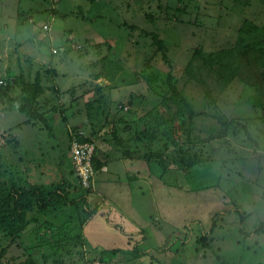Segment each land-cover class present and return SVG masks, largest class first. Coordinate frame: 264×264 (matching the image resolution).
<instances>
[{
    "label": "rangeland",
    "instance_id": "rangeland-1",
    "mask_svg": "<svg viewBox=\"0 0 264 264\" xmlns=\"http://www.w3.org/2000/svg\"><path fill=\"white\" fill-rule=\"evenodd\" d=\"M169 72L184 105L173 100ZM20 74L40 76L32 108L50 133L18 108ZM124 118L159 132L160 153L173 156L179 175L176 215L195 219L169 223L144 186L132 203L151 223L138 231L145 244L121 234L131 222L112 212L115 242L59 253L50 215L32 208L18 232L0 229V264H264V0H0V194L14 181L63 179L78 196L69 128L94 145L101 128ZM152 165L154 186L167 174ZM88 201L104 203L93 194ZM100 214L104 222L84 226L91 241L106 225L107 211ZM113 246L120 252H101ZM134 247L146 255L121 252Z\"/></svg>",
    "mask_w": 264,
    "mask_h": 264
},
{
    "label": "crops",
    "instance_id": "crops-1",
    "mask_svg": "<svg viewBox=\"0 0 264 264\" xmlns=\"http://www.w3.org/2000/svg\"><path fill=\"white\" fill-rule=\"evenodd\" d=\"M93 113V112H92ZM121 113V112H120ZM94 115L90 117V119H94ZM124 122L120 123H114L110 129V131H105L103 128L100 129V131H104L100 136L98 135L94 139V158L100 163L99 168L95 170L94 175V184H93V196L97 199L100 198L104 203L100 202L99 207L96 209L95 213L90 217L93 218H99L104 222L103 217H101L100 213H105L107 211L106 216V225H103L102 228H99L98 233H96L95 238L91 239L87 237V240L90 244V246L94 249L99 247L98 245L101 244V242H115L119 238L118 231H115L114 225L116 223V219H120L121 223L122 221L129 220L131 223H129L126 227H124V231L122 229L120 230V233L123 235L129 234V241H136L138 239V231L148 233L149 225L151 224L149 220L146 219L145 214L141 211V208L136 207L132 203V197L133 195H136L137 198L140 200L142 199L143 195V189L144 186L147 187V189H151V193H155L156 199L154 201V205L157 202L161 203V208L163 209L164 218L168 221L170 219L169 223H172L173 220H178L182 218H188L193 219L194 217L190 218L188 217L190 214L188 213H180L178 216L176 215L177 210L176 207L181 206L177 205L178 197L174 192L177 190L175 186L171 187L168 185H165L164 180H174L177 183L179 182V175L175 171L177 169L174 168L175 165H173L171 162H173L172 155H162L160 152L161 149V142L158 139V131H155V128L152 131V137L150 138L148 146L150 147V156L148 158L153 157V161L150 163H147L146 159H144L141 154L145 153L146 147L142 146L140 143H137V145L141 148V151L138 154L134 155H124L122 151V145L117 143L112 139V136L110 137V134H112L114 131H118L117 135L121 136L123 138V141L125 143L129 142L128 138L132 135L131 139V146L134 144V142H140L141 140L144 141L145 144H147L146 140L142 137V131L144 128H141V124L137 125L136 122L130 120L129 118H124ZM95 121V120H94ZM106 124V123H104ZM93 125V124H92ZM138 126V127H137ZM141 128V129H140ZM96 135V134H94ZM138 138H141L140 140ZM164 151V150H163ZM160 153V154H158ZM144 155V154H143ZM160 155V156H159ZM156 157L159 160V157L163 161V167L165 168V171L167 175L161 174L160 177L162 179H159L158 183H155L153 186L151 173L152 171H155V168L152 164H157ZM161 165V163H158ZM133 168V169H132ZM97 174L100 176L97 177ZM124 175V176H123ZM124 178V180L122 179ZM132 177V179H130ZM158 178V176H157ZM164 182H162V181ZM151 186V187H150ZM153 186V187H152ZM162 193H167L169 196L167 198L163 197ZM172 193V194H171ZM175 197H174V195ZM118 201L120 207L124 209L125 212H123L117 205ZM107 201V202H106ZM106 203V204H105ZM104 207L107 209L103 211ZM197 209V208H196ZM118 213V216L115 217L114 220L109 219L111 213ZM163 215H158L160 218L163 219ZM158 216L156 215L155 218ZM162 216V217H161ZM156 218V219H157ZM108 219V221H107ZM195 219V218H194ZM137 222H140L138 224ZM90 223V221L86 222L84 224L85 228ZM174 224V223H173ZM83 226V232L85 235V228ZM155 228L151 230L154 232L159 229V225H155ZM108 228V229H107ZM127 229V231H126ZM151 235V232L150 234ZM86 236V235H85ZM141 237V238H140ZM140 239L135 242L136 243H143L145 244L147 237L146 235L142 234L140 235ZM146 238V239H145ZM128 241V242H129ZM129 245V243H128ZM103 248H106L104 245H102ZM101 248V247H100ZM102 248V249H103ZM110 248V247H109ZM111 248H116L115 246ZM149 249V248H147ZM143 251V250H142ZM143 252H146L145 250ZM152 253V252H151ZM146 255V253H145Z\"/></svg>",
    "mask_w": 264,
    "mask_h": 264
},
{
    "label": "trees",
    "instance_id": "trees-1",
    "mask_svg": "<svg viewBox=\"0 0 264 264\" xmlns=\"http://www.w3.org/2000/svg\"><path fill=\"white\" fill-rule=\"evenodd\" d=\"M57 10L58 9L56 8V10H53V12L56 13ZM158 43L160 45V42ZM162 59L170 65V62H168L165 53L162 54ZM167 81L169 83V88L172 91L174 102L178 104L177 106L184 105V98L172 83V74L170 72L167 75ZM16 83L21 87L23 92L26 93L22 105H17L18 108L25 113L27 121L43 126L45 129H48V132L50 133L52 125L49 123L45 115L39 111L33 110L32 108L37 97L40 96L43 92V88L40 83V76L36 75L33 82H28L20 74L16 80ZM182 107H179V109H183ZM184 110L187 111L189 114L193 113L188 108ZM184 110L183 112H185ZM111 126L112 125L109 124V128H107V130L110 132L112 130L110 129ZM78 130L79 128H75L74 126L69 128V140H71L73 135H75L79 141H90V139L86 136L78 135ZM117 132V130L114 131L112 134H110V137L112 136V139L114 141L122 145L121 148L124 152V155H134L135 153L138 154L141 151V148L137 145V143H140L142 146L146 147L145 153H142L141 156L147 160V163L153 161V157L148 158L151 152L148 144L150 138L152 137V131L142 132V137L147 141V144H145L144 141L141 140L140 142L135 141L132 146V135L128 138L129 142L125 143L123 141V138L120 135H117ZM138 139L140 140L141 138ZM171 160L173 161L171 163L175 165L173 156ZM156 161L157 163H161V165L163 164V161L160 157L159 160L156 157ZM91 162L95 173V170L99 168L100 163L94 158V155L92 156ZM71 163L73 164L72 160ZM130 179H132V177ZM160 179L162 178L160 177ZM78 180L80 181L79 177ZM162 180H164L165 183ZM162 180L161 181L165 185L171 187L178 185L176 181L171 179ZM67 181L68 180L65 181L61 179L57 182L52 183L49 186H43L38 183H28V185L24 186L14 181L12 183V189L10 188L9 191H6L4 189V192L0 194V229L15 230L16 232H18L23 226V224L26 222V214L33 208L37 209L39 213H45L50 215L51 219L49 222H47L46 225L50 228V232L53 236V240L50 242L56 252H58L59 250V253H62V251H64L68 247L80 244L87 245L92 248L84 235L83 226L87 219L90 218V216L95 213L96 209L99 207V203L93 205L90 204V202L88 201L89 196L92 195L94 192V182L88 187H83L81 185V182L78 183L81 192L78 196L71 197L67 192ZM81 210H84L86 212L84 217H81V213H79V211ZM258 230H263V225L259 226ZM104 251L118 253L120 252V249L112 248L111 250H101V252ZM121 252L125 254H130L131 257L134 259L139 258L145 253L140 252L135 247L133 249L123 250ZM56 264H59V262H56Z\"/></svg>",
    "mask_w": 264,
    "mask_h": 264
},
{
    "label": "built area",
    "instance_id": "built-area-1",
    "mask_svg": "<svg viewBox=\"0 0 264 264\" xmlns=\"http://www.w3.org/2000/svg\"><path fill=\"white\" fill-rule=\"evenodd\" d=\"M93 155V143L79 141L76 136L72 137L70 141V156L75 167L76 175L79 177L83 187H88L93 183L94 169L91 162Z\"/></svg>",
    "mask_w": 264,
    "mask_h": 264
}]
</instances>
